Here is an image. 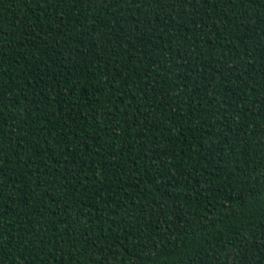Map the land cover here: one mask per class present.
Returning a JSON list of instances; mask_svg holds the SVG:
<instances>
[{
  "label": "trees",
  "instance_id": "obj_1",
  "mask_svg": "<svg viewBox=\"0 0 264 264\" xmlns=\"http://www.w3.org/2000/svg\"><path fill=\"white\" fill-rule=\"evenodd\" d=\"M0 264H264V0H0Z\"/></svg>",
  "mask_w": 264,
  "mask_h": 264
}]
</instances>
